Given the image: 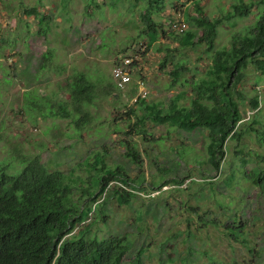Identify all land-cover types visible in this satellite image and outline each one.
I'll list each match as a JSON object with an SVG mask.
<instances>
[{"label": "trees", "instance_id": "obj_1", "mask_svg": "<svg viewBox=\"0 0 264 264\" xmlns=\"http://www.w3.org/2000/svg\"><path fill=\"white\" fill-rule=\"evenodd\" d=\"M6 1L9 0H0L3 5ZM15 1L16 13L21 21H24L23 16L32 18L39 30L44 25L50 30L53 16L50 13H41L39 10L42 7L41 3L29 6L24 0ZM83 1L84 14L88 18L86 21L91 20L95 11L101 12L102 5L97 0ZM111 1L113 5L110 7H116L119 1H126L130 3L132 9L139 7L141 10L139 15L148 17L145 26L137 29V37L145 39L147 49L155 48L164 53L158 62L159 70L170 78L169 90L180 88L171 97L170 102L167 99L165 104L149 102L147 97H137L134 105L136 107H127L125 114L128 116V127L131 130L121 132L124 137V142L121 143L124 145L123 156L129 159L131 164L136 166L141 164L138 144L129 139L133 133L148 143L158 144L163 140V137L155 140L148 133L145 126L147 121L154 125H165L187 138L205 131L207 132L205 158L194 157L189 161L186 155L193 148L182 143L181 148L174 149L177 158L170 160L169 165L157 168L160 175L158 180L152 179L151 187L152 191L160 192L165 184L181 185L189 177L190 163L200 167L201 177L206 180L202 186L207 185L211 191L218 190L216 188L220 185L216 181L220 178L219 173L223 174L221 164L228 153V142L239 143L247 133H251L256 136L259 143H264L263 125L256 120L241 123L243 118L239 108L240 102L244 99L241 84L247 77L248 66L264 76V0H250L247 3L244 0H237L231 5L230 10L222 12L218 19L211 18L205 13L201 0H192L191 12L187 9L181 22L171 21L170 25L168 24V31L156 20V17L165 10L166 0ZM70 2L71 0H61L62 12L67 10ZM256 6L261 13L255 22L245 27L242 32L231 33L228 46L217 47L216 39L220 27L228 24L234 29L238 21L252 15V9ZM182 24L185 27L180 29ZM92 25L94 28L97 26L94 21ZM30 26L26 24L24 29L19 30L18 35L12 37L2 35L0 32V56L4 57L5 50H14L22 41L21 38L25 37L22 33L24 31L26 34L30 33ZM162 39L171 41L177 47L161 43ZM202 45L205 46L203 53L208 56L210 64L206 72L198 77L196 75L198 71L189 66L188 58L179 59L175 53L183 55V50L195 51ZM120 55L113 61V67L124 58H136V63L132 64L134 67L131 69L130 82L125 85L131 86V90L135 92L137 86L144 85L145 82L141 63L145 56H141L136 48L129 52L123 51ZM200 58L198 56L197 60ZM54 59L55 49L49 47L33 68V80L41 83L49 78L66 75L64 86L57 85L55 88L57 91L50 94L40 92V86L32 91H26L19 113L23 111L25 115H29V121L33 122L35 120L32 119H35L36 115L41 119L70 120V124L80 136L81 132L92 124L90 108L99 97L107 95L104 84L118 91L124 87H119L112 77L108 78L98 68L96 74L75 69L68 71L65 64H58ZM137 67L140 69L137 70ZM188 73L193 74L191 79L186 77ZM189 94L191 95L189 101L194 105V109L181 102ZM259 105L257 97L250 100L252 111L258 110ZM258 125L262 127L256 128ZM258 134H261L260 138ZM106 154V149L102 152H91L76 166V170L86 172L85 178L76 176L73 171L50 170L40 154L32 153H21L17 163H9L14 172L22 166L17 174L10 175L6 172V167L2 168L0 264H126L125 259L133 247L130 235L123 233L100 238L93 229L99 221L106 220V211L103 207L107 202L115 200L118 206L131 205L132 199L139 198L138 192L146 190L140 188L145 181L143 174L132 179L122 165H109L106 162ZM252 154L254 153H245L239 145L235 147L234 157L239 159L242 166L249 164L251 157L264 162V156L256 157ZM205 165L206 168L202 167ZM232 171L229 169L227 172L229 175L223 179L227 186L233 181ZM243 173L253 185H260V188L264 189L263 170L253 172L251 168ZM168 178L170 180H167ZM191 182L195 183L193 180ZM111 184L114 185L111 187ZM262 196L259 198L263 199ZM165 206L160 207L163 209ZM218 206L222 208L224 215H227V211L231 214L228 221L224 223L218 219L206 221L199 217L203 223L202 227L209 225L222 227L227 238L246 245L244 232L246 222L241 219L248 212L241 210V215L238 216L237 209H228L222 203ZM191 211L196 212V209ZM139 215L141 216V212ZM251 216L258 217V211H252ZM186 235L189 240L192 239L191 231L188 230ZM189 249L192 252L191 246ZM144 251L143 247L136 250L134 257L127 264H143ZM187 259L188 257H184L181 264H186Z\"/></svg>", "mask_w": 264, "mask_h": 264}, {"label": "rangeland", "instance_id": "obj_2", "mask_svg": "<svg viewBox=\"0 0 264 264\" xmlns=\"http://www.w3.org/2000/svg\"><path fill=\"white\" fill-rule=\"evenodd\" d=\"M24 1L29 6L41 3V13H50L53 20L50 30L46 25L39 30L32 18L23 16L25 22L18 18L17 1L9 0L4 5L0 2L2 35L16 36L26 24L31 25L30 33H22L25 37L21 38L22 41L16 48L5 50L4 57L0 56V172L6 167L8 174H17L22 166L14 172L9 163H17L21 153H32L40 154L50 170L73 171L76 176L85 178L86 172L76 170V166L91 152H102L106 149L105 157L109 165H122L132 179L143 174L145 181L140 188L146 190L138 192L139 198L132 199L131 205L118 206L115 200L107 202L103 207L106 220L99 221L93 229L100 238L123 233L130 235L133 247L125 259L126 264L134 257L136 250L142 247L145 249L142 255L143 264H181L184 257H188L186 264H264V189H261L260 185H253L243 173L251 168L253 172L264 171V162L251 157L250 163L242 166L239 159L234 157L235 147L238 145L245 153H254L252 156H264V143H259L251 133H247L239 143L228 142V153L221 164L223 174L219 173L220 178L216 181L220 185L216 188L218 190L211 191L207 185L202 186L206 180L201 177L200 167L189 163V177L181 185L165 184L160 192L152 191L151 181L153 178L158 180L160 175L157 168L169 165V161L174 157L176 159L174 149L181 148L182 143L193 148L186 155L189 161L194 157L205 158L207 132H197L187 138L165 125H154L147 121L145 126L148 133L155 140L160 137H163V140L158 144L148 143L133 133L129 139L138 144L141 164H131L129 159L123 156L124 145L121 143L124 142V137L121 132L131 130L128 127V116L125 114L127 107L135 108L137 97H147L149 102L165 104L167 99L170 102L171 97L180 90H169L170 78L159 70L158 62L164 53L155 48L147 49L145 39L137 37V29L145 26L148 17L139 15V7L132 9L126 1H119L116 7H110L113 5L111 0H97L102 5L101 12L95 11L89 21H86L88 18L84 14L83 0H71L65 12L61 11V0ZM191 1L166 0L165 10L156 20L168 31L171 21L181 22L184 19L183 13L187 9L191 12ZM236 1L201 0V5L207 15L218 19L221 13L228 12ZM249 1L244 0L245 3ZM260 13L261 10L257 6L254 7L252 15L238 21L234 29L228 24H223L219 29L216 46H228L231 33L242 32L245 27L255 22ZM93 21L97 24L95 28ZM23 41L27 44H23ZM161 43L177 47L167 39H162ZM49 47L55 49L54 62L65 64L68 71L75 69L96 74L98 68L110 79L112 63L117 56L123 51L129 52L136 48L141 56H145V60L141 62L144 85L137 84V90L134 92L131 86H124L118 91L104 84L107 95L99 97L90 108L92 124L85 128L80 136L75 132L70 120L41 119L36 115V118L32 119L34 122L29 121V115H25L23 111L19 113L24 93L40 86V92L50 94L57 91V85L63 87L65 83L66 75L49 78L41 83L33 80V68ZM204 48L202 45L195 51L183 50V55L175 53V56L179 59L188 58L189 66L198 71L196 75L199 77L206 72L210 64L208 56L203 53ZM198 56L201 57L199 60ZM138 69L140 67H137ZM246 72L247 77L241 84L244 93V99L239 105L243 118L241 123L256 120L263 125L256 128L262 127L264 130V76L251 66H248ZM192 75L188 73L186 77L191 79ZM254 97H257L260 103L256 111H252L250 107V100ZM190 98L189 94L181 102L194 109ZM138 129L137 127L136 130ZM258 135L260 138L261 134ZM202 167L206 168L207 165ZM229 169L233 170V181L227 186L223 179L229 175ZM261 195L263 199L259 198ZM219 203L228 209H237L238 216L241 215V210L248 212L241 219L246 222V245L227 238L222 227H202L203 223L199 217L206 221H228L231 214L227 211V215H224L222 208L218 206ZM161 204L166 206L162 209ZM191 209H196V212ZM252 211H258V217H254L256 219L251 216ZM188 230L192 234L191 240L186 235Z\"/></svg>", "mask_w": 264, "mask_h": 264}, {"label": "built area", "instance_id": "obj_3", "mask_svg": "<svg viewBox=\"0 0 264 264\" xmlns=\"http://www.w3.org/2000/svg\"><path fill=\"white\" fill-rule=\"evenodd\" d=\"M185 27L184 24L180 25V29ZM136 58L127 57L120 60L112 69V78L119 87H124L130 82L131 69L134 67L132 64L136 63Z\"/></svg>", "mask_w": 264, "mask_h": 264}, {"label": "clouds", "instance_id": "obj_4", "mask_svg": "<svg viewBox=\"0 0 264 264\" xmlns=\"http://www.w3.org/2000/svg\"><path fill=\"white\" fill-rule=\"evenodd\" d=\"M111 77H112V72H111Z\"/></svg>", "mask_w": 264, "mask_h": 264}]
</instances>
